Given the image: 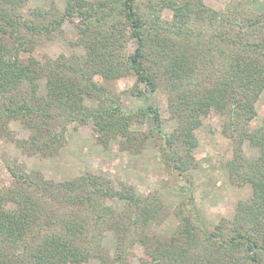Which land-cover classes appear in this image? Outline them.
<instances>
[{
	"label": "trees",
	"instance_id": "16d2710c",
	"mask_svg": "<svg viewBox=\"0 0 264 264\" xmlns=\"http://www.w3.org/2000/svg\"><path fill=\"white\" fill-rule=\"evenodd\" d=\"M241 1L216 11L203 0H67L62 10L52 3L24 14L28 0H0V137L18 122L29 135L16 146L44 155L66 143L70 123H91L102 145L119 137L132 154L159 136L169 170L189 183L194 131L213 112L231 144L222 168L232 185L251 191L213 224L190 194L172 211L170 231L155 192L116 189L88 173L53 182L4 162L11 181L0 186V264H130L137 243L138 264H264V121L252 123L264 91V14ZM66 21L84 54L35 56L40 39L61 34ZM95 76L134 77L135 95L163 88L177 127L163 133L153 106L125 112ZM148 120L147 130L133 129ZM107 234L112 249L104 246Z\"/></svg>",
	"mask_w": 264,
	"mask_h": 264
},
{
	"label": "rangeland",
	"instance_id": "374dc122",
	"mask_svg": "<svg viewBox=\"0 0 264 264\" xmlns=\"http://www.w3.org/2000/svg\"><path fill=\"white\" fill-rule=\"evenodd\" d=\"M67 0H28L23 9L24 14L36 8L49 9L52 3L62 10ZM206 6L216 11L226 8L230 0H203ZM246 7L257 14H264V0H242ZM76 21V20H75ZM74 22L66 21L62 26V33L51 38H41L39 51L52 60L59 55H83L84 49L76 45V29ZM95 82L119 95L122 108L125 112H134L140 108L153 106L158 109L162 132L170 133L177 127L175 117L170 114L167 107L166 91L157 89L154 93L143 92L135 95L129 90L134 86V77L127 76L113 82H105L95 76ZM44 85V80H42ZM144 90V87H140ZM92 100L86 103H92ZM92 104H97L95 101ZM256 117L253 126L258 127L264 121V91L255 102ZM149 120L143 125H136L133 129L147 130ZM221 118L211 112L194 132L198 146L193 154L197 167L188 170L184 182L177 173L169 170L170 163L162 154L163 141L148 139L145 147L139 154H132L120 149L119 137L112 138L106 146L99 142V135L94 131L91 123H70L66 132V143L56 149L41 154H29L16 146V141L28 138L29 130L18 122L10 123V137H0V186L10 185V176L5 164L20 165L27 173L39 172L46 180L53 182H66L83 174L105 176L116 184L134 187L139 195L153 193L160 198L168 212V218L163 227L173 230L177 226V219L172 215L178 205L190 198L196 207L202 211L208 223L213 224L221 219L231 217L238 201L250 196L249 187H236L228 180L222 168L223 162L231 157L230 141L220 132ZM246 149V146H243ZM4 164V166H3ZM119 184V185H118ZM104 241L106 249L113 248L111 234L106 235ZM142 245L137 243L132 248L130 264H138L142 256Z\"/></svg>",
	"mask_w": 264,
	"mask_h": 264
}]
</instances>
